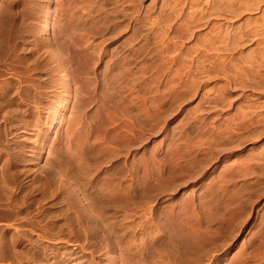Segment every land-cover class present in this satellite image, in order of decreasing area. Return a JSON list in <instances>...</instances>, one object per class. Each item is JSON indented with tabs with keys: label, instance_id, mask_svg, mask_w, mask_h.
I'll use <instances>...</instances> for the list:
<instances>
[{
	"label": "rangeland",
	"instance_id": "1",
	"mask_svg": "<svg viewBox=\"0 0 264 264\" xmlns=\"http://www.w3.org/2000/svg\"><path fill=\"white\" fill-rule=\"evenodd\" d=\"M0 186V264H264V0H0Z\"/></svg>",
	"mask_w": 264,
	"mask_h": 264
},
{
	"label": "bare ground",
	"instance_id": "2",
	"mask_svg": "<svg viewBox=\"0 0 264 264\" xmlns=\"http://www.w3.org/2000/svg\"><path fill=\"white\" fill-rule=\"evenodd\" d=\"M48 7H49V5H48ZM48 11H49V10H48ZM48 16H49V15H48ZM41 44H42V43H41ZM48 45H49V44H48ZM52 45H53V44H52ZM35 46H36V45H35ZM46 48H47V47H46ZM34 49H35V48H34ZM45 50H46V49H45ZM46 51H47V50H46ZM47 52H48V51H47ZM50 55H51V54H50ZM50 57H51V56H50ZM52 57H54V56H52ZM60 57H61V56H60ZM60 57H59V58H60ZM60 59H61V58H60ZM56 60H57V59H56ZM56 60H54V61H56ZM58 60H59V59H58ZM60 62H62V61H60ZM62 67H63V66H62ZM53 68H54V67H53ZM53 70H54V69H53ZM60 70H61V69H60ZM53 74H54V73H53ZM57 75H58V74H57ZM59 75H60V73H59ZM65 75H66V74H65ZM56 77H57V76H56ZM54 80H55V79H54ZM62 82H63V81H62ZM62 82H61V83H62ZM67 85H68V84H67ZM11 86H12V85H11ZM64 86H65V85H64ZM67 88H68V87H67ZM65 89H66V88H65ZM10 90H11V89H10ZM63 91H64V90H63ZM51 96H52V95H51ZM6 100H7V99H6ZM54 100H55V99H54ZM8 101H9V100H8ZM50 101H51V100H50ZM44 102H45V101H44ZM59 102H60V101H59ZM1 104H2V103H1ZM8 105H9V104H8ZM45 106H46V105H45ZM36 107H37V106H36ZM40 108H41V107H40ZM42 108H43V107H42ZM44 108H45V107H44ZM44 108H43V109H44ZM12 109H13V108H12ZM14 110H15V109H14ZM32 110H33V109H32ZM52 110H53V109H52ZM15 111H16V110H15ZM58 112H59V111H58ZM58 112H57V113H58ZM11 113H12V111H11ZM47 114H48V113H47ZM56 116H57V115H56ZM10 118H11V117H10ZM36 119H37V118H36ZM55 119H56V118H55ZM24 120H25V119H24ZM20 122H21V121H20ZM46 122H47V121H46ZM12 123H13V122H12ZM34 123H35V122H34ZM34 123H33V124H34ZM25 137H26V136H25ZM42 146H43V145H42ZM25 147H26V146H25ZM29 149H30V148H29ZM37 149H38V148H37ZM33 150H34V149H33ZM20 154H21V153H20ZM20 156H21V155H20ZM23 156H24V155H23ZM27 156H28V155H27ZM34 157H35V156H34ZM36 164H37V163H36ZM67 177H68V176H67ZM76 177H77V176H75L74 178H76ZM69 178H70V177H69ZM72 179H73V178H72ZM80 179H81V178H80ZM73 180H74V179H73ZM78 180H79V179H78ZM74 181H75V180H74ZM82 181H83V180H82ZM82 181H81V182H82ZM84 181H85V180H84ZM68 183L70 184V183H72V182H68ZM68 183H67V184H68ZM73 184H74V183H73ZM64 185H66V183L63 184V188L65 187ZM75 185H76V184H75ZM89 185H90V184H89ZM30 186H31V185H30ZM61 186H62V185H61ZM66 186H67V185H66ZM77 186H78V184H77L76 186H74V187H76V188H79V187H80V186H79V187H77ZM70 187H73V185L70 184ZM70 187L67 186V187H66V190H67L68 188L70 189ZM74 187H73V188H74ZM87 187H88V186H87ZM0 188H1V186H0ZM28 188H29V187H28ZM76 188H74V191H75ZM82 188H83V186H82ZM82 188L80 187L81 190H82ZM84 188H85V187H84ZM112 188H113V187H112ZM60 189H62V188L60 187ZM71 190H72V189H71ZM86 190H87V189H86ZM99 190H100V188H99ZM77 191H78V190H77ZM79 191H80V190H79ZM69 193H71V191H69ZM71 194H72V193H71ZM74 194H75V193H74ZM90 194H91V193H90ZM81 195H82V194H81ZM84 195H85V194H84ZM99 195H100V194H99ZM68 196H69V195H68ZM71 196H72V195H71ZM73 196H74V195H73ZM76 197H77V199H78V197H79V194H77V192H76ZM82 197H83V196H82ZM80 199H81V198H80ZM85 199H86V198H85ZM101 199H102V198H101ZM104 202H105V201H104ZM83 204H84V203H83ZM71 205H72V204H71ZM85 207H86V206H85ZM87 207H88V206H87ZM87 207H86V208H87ZM81 208H82V207H81ZM83 208H84V207H83ZM90 208H91V207H90ZM96 208H97V207H96ZM92 209H94V208H92ZM107 209H108V207H107ZM84 210H85V208H84ZM90 210H91V209H90ZM95 210H96V209H95ZM92 211H93V210H92ZM93 213H95V212H93ZM96 215H97V214H96ZM92 218H93V217H92ZM90 220H91V219H90ZM98 220H99V219H98ZM90 225H91V224H90ZM96 227H97V226H96ZM90 229H91V228H90ZM91 234H92V233H91ZM93 234H94V233H93ZM94 236H95V235H94ZM100 238H101V237H100ZM103 240H104V239H103ZM96 243H97V242H96ZM14 247H15V246H14ZM18 253H19V252H18ZM14 254H15V252H14ZM20 254H21V253H20ZM44 254H45V253H44ZM38 259H39V258H38ZM36 261H37V260H36ZM35 264H36V263H35ZM43 264H44V263H43Z\"/></svg>",
	"mask_w": 264,
	"mask_h": 264
}]
</instances>
